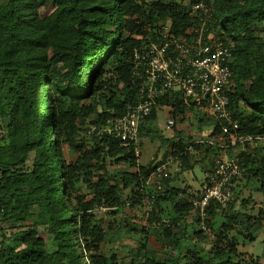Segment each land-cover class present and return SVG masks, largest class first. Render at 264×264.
Returning a JSON list of instances; mask_svg holds the SVG:
<instances>
[{"label": "trees", "instance_id": "obj_1", "mask_svg": "<svg viewBox=\"0 0 264 264\" xmlns=\"http://www.w3.org/2000/svg\"><path fill=\"white\" fill-rule=\"evenodd\" d=\"M207 1L210 29L233 43L228 109L241 125L238 135L249 139L231 146L222 121L177 94L162 97L138 140L150 135L147 123L162 107L176 121L189 114L200 126L207 120L211 130L204 142L180 135L171 141L178 166L157 193L144 187L157 164L142 166L133 147L88 130L139 100L134 51L157 40L159 22H169L175 35L191 24L184 0H0V264H264V255L241 251L264 225V206L247 196L253 180L264 192V0ZM66 148L78 157L69 159ZM235 148L245 171L233 182L228 208H207L204 230L191 201L206 177L196 189L185 174L196 165L206 174ZM109 163L130 169L110 172ZM147 194L155 195L153 207L143 203ZM100 207L119 219L104 226L94 214ZM128 207L139 210L143 225L124 217ZM164 219L169 227H152ZM191 229L202 245L189 242ZM152 230L163 255L146 249ZM133 235L139 246H119Z\"/></svg>", "mask_w": 264, "mask_h": 264}, {"label": "built area", "instance_id": "obj_2", "mask_svg": "<svg viewBox=\"0 0 264 264\" xmlns=\"http://www.w3.org/2000/svg\"><path fill=\"white\" fill-rule=\"evenodd\" d=\"M185 5L192 19L181 34L175 35L169 22H159L157 40H151L134 51L132 76L139 87V100L127 105L123 115L108 119L105 125L91 126L88 135L101 137L111 133L121 146L133 147L135 155L139 156L140 124L162 97L177 94L184 104L203 113L208 111L222 121L223 132L229 136L231 146H236L238 142L243 144L249 139L238 135L241 125L228 109L233 43L221 39L223 31L210 29L213 20L211 1H189ZM175 126L176 120L170 116L166 129L171 131ZM220 146L226 145L222 143ZM239 149L235 148L228 158L214 161L205 174L206 182L201 192L191 201L194 214L200 218V226L204 230L209 219L207 208L211 203L228 208L235 197L233 182L241 178L245 171L238 155ZM241 149L245 150L244 147ZM173 160L156 165L144 187L157 193L163 192L170 173L169 164ZM154 197V194H147L143 203L153 207ZM99 209L107 210L103 207ZM148 217L149 212H146L145 218ZM162 224L170 226L169 221L164 219L153 222L152 227L159 228Z\"/></svg>", "mask_w": 264, "mask_h": 264}, {"label": "rangeland", "instance_id": "obj_3", "mask_svg": "<svg viewBox=\"0 0 264 264\" xmlns=\"http://www.w3.org/2000/svg\"><path fill=\"white\" fill-rule=\"evenodd\" d=\"M190 0H184L185 4H188ZM170 109L167 107H162L158 109L157 115L154 119L150 120L147 123L148 128L150 127V135L144 136L140 140H138L137 148L140 152L139 155V163L142 166H148L150 164L158 165L162 162L171 160L172 157L170 155L171 151V141L176 140L179 137L185 138V140H189L191 138L193 141H201L204 142L206 139V136L211 130V127L209 126L210 123L206 120L205 123H202L201 126L198 123V119L196 120V117L193 114L186 115V119L183 121L177 119L176 126L171 130L168 131L166 129V123L169 115ZM204 114H199V117L203 116ZM178 118V117H177ZM209 123V124H208ZM262 145H264V140L260 142ZM66 153L69 155L68 158L72 161L75 160L78 155L74 152H69L68 149H65ZM205 147L202 148L201 151L196 152V158L199 159L204 155ZM169 156V157H168ZM168 157V158H167ZM177 163L175 160L170 162L169 169L170 172H173L177 168ZM130 168L126 166H112L110 163L108 164V170L114 173H121L123 171H129ZM191 172H188L185 174V179L187 180V185H191L192 187L199 189L201 187V184L205 180V173L204 170L201 168V166L196 165L194 167V170ZM194 174V175H193ZM195 176V178L193 177ZM178 184V183H177ZM180 185V184H178ZM261 185L260 181L253 180L250 181L249 190L247 192V196L251 197V200L254 202H257L261 207L264 206V192H261L259 190ZM81 190L87 194V198H90V194L88 193V190L85 186H81ZM251 201V202H252ZM240 202V200L238 201ZM252 204V203H251ZM264 209V207H263ZM249 212L252 214H258L259 208H253L251 210V207L249 206ZM139 210H136L135 208H126L124 210V217L127 220H132L134 222H138L140 224H144L143 218L139 217ZM94 214L97 216V218L101 221V223L106 226L110 221H112L114 218L119 219V216H115L111 213H109L108 210H101L96 209ZM141 218V219H140ZM221 220L217 223L215 227H217L220 224ZM198 230V228H197ZM153 231V230H152ZM194 229L189 230V242H195L198 245H202V242L197 240V237L195 236ZM210 233H205V235H209ZM160 233L153 231L152 237L148 241L147 244V251L150 254L153 255H163V249L161 247V244H159L156 241V237L159 236ZM256 239L253 241L245 240V244L242 245L241 251H243L247 256H250L251 254L257 255V256H263L264 255V225L260 229L256 230L255 232ZM131 238V239H129ZM140 236L133 235L132 237H123L120 241H118L119 246H127L129 247H137L139 246ZM111 242V243H110ZM116 242L110 240L109 245L113 246ZM189 245V244H186ZM106 245H103L102 250H105ZM145 249V250H146Z\"/></svg>", "mask_w": 264, "mask_h": 264}, {"label": "crops", "instance_id": "obj_4", "mask_svg": "<svg viewBox=\"0 0 264 264\" xmlns=\"http://www.w3.org/2000/svg\"><path fill=\"white\" fill-rule=\"evenodd\" d=\"M202 113H203V112H202ZM205 114H207V115H209V116H211V117H214V116H213L210 112H208V111L205 112ZM208 124H209V123H208ZM168 157H169V156H168ZM168 157H167V158H168Z\"/></svg>", "mask_w": 264, "mask_h": 264}]
</instances>
